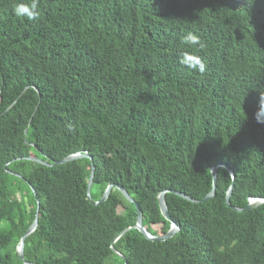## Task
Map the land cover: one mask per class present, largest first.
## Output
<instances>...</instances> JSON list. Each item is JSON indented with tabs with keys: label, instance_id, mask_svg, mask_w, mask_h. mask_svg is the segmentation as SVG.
I'll return each instance as SVG.
<instances>
[{
	"label": "trees",
	"instance_id": "1",
	"mask_svg": "<svg viewBox=\"0 0 264 264\" xmlns=\"http://www.w3.org/2000/svg\"><path fill=\"white\" fill-rule=\"evenodd\" d=\"M17 2L0 0V264H24L16 247L36 201L29 263L264 264V204L230 207L264 197V124L255 120L264 0H39L33 21L15 15ZM190 31L203 48L181 43ZM185 52L204 73L180 62ZM84 151L89 198L90 159H19ZM218 164L214 194L202 201ZM223 165L234 174L230 206ZM115 185L155 236L171 224L158 204L165 191L178 231L145 238Z\"/></svg>",
	"mask_w": 264,
	"mask_h": 264
},
{
	"label": "water",
	"instance_id": "2",
	"mask_svg": "<svg viewBox=\"0 0 264 264\" xmlns=\"http://www.w3.org/2000/svg\"><path fill=\"white\" fill-rule=\"evenodd\" d=\"M35 89L38 92V89L37 88H35ZM26 129L27 128H25V132H26ZM21 158H26V159H29V160H33V161L39 162V163H41V164H43L45 166H53V165L63 164V163H66V162H69V161H72V160H76V159H80V158H88V159H90L89 175H88L87 189H86V194H87V197L89 198L90 187H91V184H92V181H93V163L91 161L90 155L86 151L71 153V154H68V155L60 158V159L50 160L49 162L40 160V159L32 157V156L19 157V159H21ZM219 165H221V164L214 165V166L211 167V174H212V181H213L212 188L210 189V191L205 196H203L201 198L202 201L209 199L214 194V189H215L214 183L216 181V168ZM223 166H225V165H223ZM225 168L228 170V172H229V174H230V176L232 178V181H231L230 185L228 186L226 194H225V202H226L227 205H229V196H230V193H231V190H232V187H233L234 174H233L232 170L229 167L225 166ZM12 174L16 175L17 177L22 178V176L17 174V173H12ZM115 186L128 201H130V202H132L134 204V207L136 209V221H135V224L132 227L136 228L139 232H141L145 238L150 239V240H154V241H163V240H166V239L172 237L178 231L179 226L171 219V217L169 215V212H168V208H167V205H166V202H165V197H164L165 191H161L159 193V195L157 197L158 198V204H159V208H160V211H161L163 217L165 219L169 220L171 224H170L169 229L164 234L155 236V235H152L151 233H149L144 228V226L142 224L141 211L138 208L137 202H135L132 199V197L128 194V192L122 186H120V185H115ZM111 188H112V184L110 183V184H108L105 187V189H104L103 193L101 194V196L99 197V199L93 201V203L94 204H99V203L103 202L108 197ZM30 189H31V192L35 196L34 189L31 186H30ZM168 191L171 192V193L177 194L180 197H182L184 199H187L189 201H192V202L199 201V200L194 199L191 196H189V195H187V194H185L183 192L177 191V190L169 189ZM260 204H264V197H249L247 205L245 206V208H239V207H234V206H230V205L229 206L232 209H234V210L242 211L243 209L253 208V207H256V206H258ZM38 208H39V204L36 201L34 219L31 222V224L28 226V228L26 229L25 233L21 236V238L19 240V244L16 247V252L18 254V257L23 261L24 264H34V263H29V262L24 260V258H23V245H24L25 236L28 235L30 232H32L35 229V227H36ZM129 228L130 227H127V228L123 229L116 237H119L120 235H122ZM111 249L120 258L124 259L123 255L118 253L112 246H111Z\"/></svg>",
	"mask_w": 264,
	"mask_h": 264
},
{
	"label": "clouds",
	"instance_id": "3",
	"mask_svg": "<svg viewBox=\"0 0 264 264\" xmlns=\"http://www.w3.org/2000/svg\"><path fill=\"white\" fill-rule=\"evenodd\" d=\"M14 13L17 17L26 18L29 21L38 19L40 15L39 0H18L14 7ZM181 43L189 48L204 47L201 37L191 31L182 37ZM180 62L189 69L198 70L200 73H204L206 70V64L200 57L187 52L181 56ZM255 120L257 123L264 124V96H261L259 109L255 113Z\"/></svg>",
	"mask_w": 264,
	"mask_h": 264
}]
</instances>
